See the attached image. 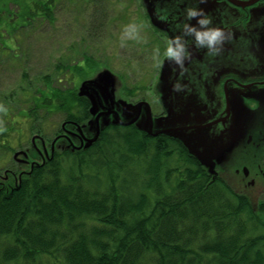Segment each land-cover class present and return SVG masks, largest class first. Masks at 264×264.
I'll return each instance as SVG.
<instances>
[{
  "label": "trees",
  "instance_id": "1",
  "mask_svg": "<svg viewBox=\"0 0 264 264\" xmlns=\"http://www.w3.org/2000/svg\"><path fill=\"white\" fill-rule=\"evenodd\" d=\"M5 1L0 5L24 15L27 27L53 22L57 0ZM79 55L45 75L43 88L26 83L27 109L8 114L15 92L4 96L10 119L0 130V150L22 142L9 138L17 116L25 133L51 150L55 141V148L45 162L13 159L2 173L9 177L0 180V264H264L262 205L214 178L181 140L110 123L88 147L67 144L62 124L91 118L89 98L78 93L82 81L72 80L77 73L88 79L79 65L86 52ZM56 113L64 120L48 138L40 124Z\"/></svg>",
  "mask_w": 264,
  "mask_h": 264
},
{
  "label": "rangeland",
  "instance_id": "2",
  "mask_svg": "<svg viewBox=\"0 0 264 264\" xmlns=\"http://www.w3.org/2000/svg\"><path fill=\"white\" fill-rule=\"evenodd\" d=\"M1 1L3 3L8 2L5 0ZM149 1L152 7L156 4L157 6L159 5L157 8H161L163 3H165L164 12L158 10L159 14L163 13L160 16L169 20L170 24L176 22L179 16L177 15L178 7L173 8L170 2L179 1L181 3L182 0ZM139 2L141 1L57 0L53 22L47 20L41 22L38 20L30 27H27L28 24L23 19L24 15L8 13L6 7L0 5L4 9L0 13V130H6V127L9 126L6 121L10 119L9 117L6 118L4 108H2L5 105L4 96L15 92V100L8 102L7 105L10 109L7 112L8 114L11 112L13 115L18 111L19 107L27 109L32 101L29 95L23 93V89L27 88L26 83L31 82V84H36L43 88L44 81L42 79L45 75L52 74L56 65L66 63L67 60L71 64L77 57H81L79 53L83 51L86 52V60H80L79 65L86 70V78L94 77L96 69L110 70L115 74L113 78L115 80L114 94L116 96L118 92L119 97L111 101H105L101 97L98 109L99 112L102 111L104 114L98 120L99 125L108 121H115L116 119H120L123 122L135 119L144 128L159 132L165 129H173L178 124L203 123L204 120L202 121L196 113H193L195 117L192 116V113L188 114L186 107L180 108L179 114L152 117L145 105L136 104L126 96V92L134 89L133 100L144 98L150 101L152 91L149 94L145 90L147 84H154V89L156 88L161 92V95L163 94L165 65H161V75L156 79L160 57L158 58L157 56L156 61L151 60L153 56L149 54L150 47L148 45L151 44L154 36H151L146 30V27H148L147 16ZM13 8L16 10L15 7ZM146 8L148 10L147 6ZM99 14H101V17L98 19ZM192 17L194 18L195 16ZM97 23H99V26ZM153 23L160 27L159 23L155 21ZM21 24H26V26L21 27ZM101 25H104V29ZM13 29L17 30L13 32ZM186 34L191 35L187 31L183 36ZM183 36L182 40L184 42L190 45L198 44L192 36ZM248 43H252V40H248ZM261 43L264 42L261 41ZM90 55L95 59L91 58ZM73 70L71 68V76L74 72ZM61 77L62 75L59 78ZM82 79L83 75L77 73L72 80L79 84ZM62 83L56 81L54 85L58 86ZM136 85L140 87L143 85L145 89L137 90ZM68 86L70 87L71 85ZM121 86L122 88L120 89ZM63 120L64 115L62 113L49 114L40 124L43 127L44 134L47 135L46 137L51 138L54 132L59 130ZM17 121H19V130L17 129V132H14L9 138L20 137L22 142L9 141L10 145H14V150L11 152L3 153L0 150V174L7 167L14 165L15 161L13 159L18 161L15 158L17 152L26 151L27 147L32 148L30 147L32 134L25 133L26 123L24 118L17 116L11 122ZM98 123L96 116L87 121L85 123L84 137L88 139L94 138ZM182 132L180 134L192 147L198 149L199 152H205L206 159L211 156L215 143L213 134L208 128ZM79 139L72 136V141L73 143L75 142V145L82 142ZM69 145H72L71 142ZM213 151L215 150L213 149ZM18 158H21L22 161L27 160V157H22V154H19ZM211 162L213 163V168H211L213 172L221 175L232 188L240 191L238 178L234 171L242 160L238 158L236 147L230 146L226 149H218L215 156L213 155ZM208 167L210 168V166ZM206 169L208 170L207 167Z\"/></svg>",
  "mask_w": 264,
  "mask_h": 264
},
{
  "label": "flooded vegetation",
  "instance_id": "3",
  "mask_svg": "<svg viewBox=\"0 0 264 264\" xmlns=\"http://www.w3.org/2000/svg\"><path fill=\"white\" fill-rule=\"evenodd\" d=\"M140 1L147 16L146 30L154 36L148 45L149 54L153 56L151 60L156 61L157 56L160 57L156 79L161 75V65H165L163 94L154 89V84H147L146 89L143 85L136 87L137 90L145 89L149 94L152 91L150 101L144 98L133 100L134 89L126 92V96L135 103L148 102L153 117L179 114L182 107H186L188 114L192 113L194 117L193 113L199 115L203 123L178 124L174 129L208 128L220 146L236 147L238 158L242 160L234 171L240 191L232 188L221 175L218 177L223 178L235 192L247 196L251 204L262 205L264 210V43H261L264 42V0L170 2L173 8L178 7L179 16L174 24H170L169 20L160 16L163 13L158 12H164L165 3L161 8H157V4L151 5L154 10L151 20L144 0ZM189 10H194L197 15L190 17ZM200 20H207L208 23L201 25ZM189 29H219L223 34L209 49L206 45L184 42L182 36ZM189 32L191 35L183 37L196 39L195 33ZM176 40L184 46L180 63L165 55L168 43H175ZM248 40H252V43H248ZM63 125V135L68 134L72 140L75 134L67 132H77L76 125L72 122H66L65 127ZM65 139L70 144L66 136ZM48 144V141L43 143L41 138H37L31 144L32 148L27 147V156L22 154V157H28V162L18 157L16 159L28 166L37 161L45 162L52 156ZM8 177L6 173L0 174V180Z\"/></svg>",
  "mask_w": 264,
  "mask_h": 264
},
{
  "label": "water",
  "instance_id": "4",
  "mask_svg": "<svg viewBox=\"0 0 264 264\" xmlns=\"http://www.w3.org/2000/svg\"><path fill=\"white\" fill-rule=\"evenodd\" d=\"M144 3L146 4V6L148 7V13L150 15L151 20H153V9L151 8V3L149 2V0H144ZM115 77V74H113L112 71L110 70H100L99 72L96 73V75H94V77L92 78H88L85 79L81 82L79 88H78V93L80 96H86L89 98L91 106H90V113H91V118H94L95 116L97 117V123L99 118L101 117L102 114H104L102 111L99 112L98 107L100 106V102H101V97H103V99L106 101H111L114 100V98H116L114 91H115V80L113 79ZM107 79V80H106ZM136 104H140V105H145L148 112L150 113V116H152L151 114V110H150V105L148 104V102L146 101H142V102H138ZM153 117V116H152ZM90 118V119H91ZM89 119V120H90ZM88 120V121H89ZM152 120V118H151ZM76 127H77V132L74 131H68L67 133L69 134H75L74 136H78L80 137V139L82 140V142L80 144H74L73 141L71 140V137L66 134L65 136L70 140L72 145L69 146H73L74 148H82V147H88L90 146L94 141H96L99 138V135L101 133V130L109 125L110 123L113 124H122V125H128V124H136L138 126V128L146 131L147 133H149L150 135L153 136H157L159 134L165 133L168 135H171L173 137H176L178 139H180L184 145L188 148L189 152L191 154H193L200 162L201 164L205 167L208 168V172L210 174H212V176L215 178L216 176L218 177V175L213 172V170L211 168H213V163L211 162V159L213 157V155L215 156V153L218 151V149H226L227 147H222L218 144L217 140L213 137V141L215 143L214 146V150L212 149V154L209 158H205V152H199L198 149H196L195 147H192L180 134V132H184V131H193V130H178V129H165L159 132H153L151 129L149 128H144L142 125L139 124L138 120L133 119L132 121L129 122H123L120 119H116L115 121H108L102 125H97V132L94 138L92 139H88L86 137H84V129L86 127V124H77L75 122H73ZM65 127V124L63 125ZM204 129V128H202ZM200 130V127L197 129ZM182 132V133H183ZM77 134V135H76ZM40 138V136H33L32 138V142H35L37 138ZM232 146V145H231ZM55 148V141L52 143V151ZM214 152V153H213ZM19 154H24L27 156L26 151H21V152H17L15 154V158L18 157ZM210 166V168L208 167ZM205 167V168H206Z\"/></svg>",
  "mask_w": 264,
  "mask_h": 264
},
{
  "label": "clouds",
  "instance_id": "5",
  "mask_svg": "<svg viewBox=\"0 0 264 264\" xmlns=\"http://www.w3.org/2000/svg\"><path fill=\"white\" fill-rule=\"evenodd\" d=\"M189 16H195L197 13L194 10H189ZM199 23L201 25L207 24V20H200ZM195 33L196 41L199 45H206L209 49H211L221 38L222 33L219 29H207L204 31H197L195 29H189ZM184 51V46L176 40L175 43L170 41L165 51V55L177 63L181 62L182 55Z\"/></svg>",
  "mask_w": 264,
  "mask_h": 264
}]
</instances>
